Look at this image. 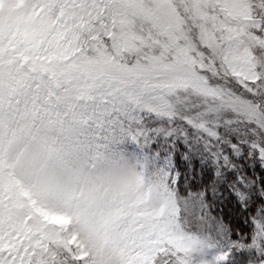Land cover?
<instances>
[{"label":"snow or ice","instance_id":"1","mask_svg":"<svg viewBox=\"0 0 264 264\" xmlns=\"http://www.w3.org/2000/svg\"><path fill=\"white\" fill-rule=\"evenodd\" d=\"M0 264H264V0H0Z\"/></svg>","mask_w":264,"mask_h":264}]
</instances>
